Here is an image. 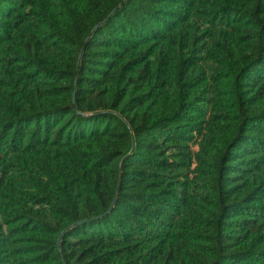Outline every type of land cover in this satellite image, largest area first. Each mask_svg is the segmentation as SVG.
I'll list each match as a JSON object with an SVG mask.
<instances>
[{
  "label": "trees",
  "instance_id": "16d2710c",
  "mask_svg": "<svg viewBox=\"0 0 264 264\" xmlns=\"http://www.w3.org/2000/svg\"><path fill=\"white\" fill-rule=\"evenodd\" d=\"M0 264H264V0H0Z\"/></svg>",
  "mask_w": 264,
  "mask_h": 264
}]
</instances>
